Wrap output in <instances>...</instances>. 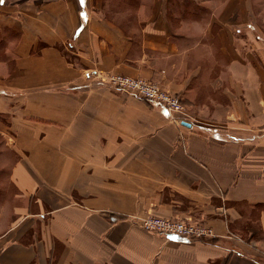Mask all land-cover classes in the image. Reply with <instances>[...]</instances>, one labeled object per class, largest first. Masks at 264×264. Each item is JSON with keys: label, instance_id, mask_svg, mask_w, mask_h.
Segmentation results:
<instances>
[{"label": "crops", "instance_id": "crops-1", "mask_svg": "<svg viewBox=\"0 0 264 264\" xmlns=\"http://www.w3.org/2000/svg\"><path fill=\"white\" fill-rule=\"evenodd\" d=\"M263 124L264 0H0V264H264Z\"/></svg>", "mask_w": 264, "mask_h": 264}, {"label": "built area", "instance_id": "built-area-1", "mask_svg": "<svg viewBox=\"0 0 264 264\" xmlns=\"http://www.w3.org/2000/svg\"><path fill=\"white\" fill-rule=\"evenodd\" d=\"M102 80L109 87L136 96L154 107H161L172 119L177 120L180 124H190L188 120L189 115L182 100L178 96L162 89L159 84L150 80L132 78L120 74L106 75L103 76ZM260 132H264V124L261 126ZM140 225L148 233L177 239L198 240L215 237L211 227H207L201 223H194L188 219H172L149 215L141 219Z\"/></svg>", "mask_w": 264, "mask_h": 264}, {"label": "water", "instance_id": "water-1", "mask_svg": "<svg viewBox=\"0 0 264 264\" xmlns=\"http://www.w3.org/2000/svg\"><path fill=\"white\" fill-rule=\"evenodd\" d=\"M185 125L189 126L190 124H188V123H185Z\"/></svg>", "mask_w": 264, "mask_h": 264}, {"label": "rangeland", "instance_id": "rangeland-1", "mask_svg": "<svg viewBox=\"0 0 264 264\" xmlns=\"http://www.w3.org/2000/svg\"><path fill=\"white\" fill-rule=\"evenodd\" d=\"M260 129H261V127H260ZM260 131V130H259Z\"/></svg>", "mask_w": 264, "mask_h": 264}]
</instances>
